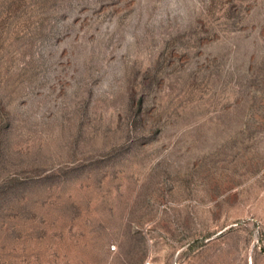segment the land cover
I'll use <instances>...</instances> for the list:
<instances>
[{"label": "rangeland", "instance_id": "374dc122", "mask_svg": "<svg viewBox=\"0 0 264 264\" xmlns=\"http://www.w3.org/2000/svg\"><path fill=\"white\" fill-rule=\"evenodd\" d=\"M0 264H264V0H0Z\"/></svg>", "mask_w": 264, "mask_h": 264}]
</instances>
